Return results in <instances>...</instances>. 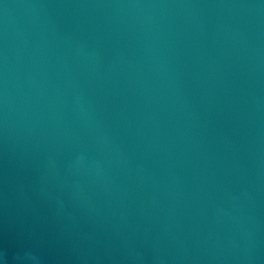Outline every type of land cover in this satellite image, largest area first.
Returning a JSON list of instances; mask_svg holds the SVG:
<instances>
[{"label":"water","instance_id":"obj_1","mask_svg":"<svg viewBox=\"0 0 264 264\" xmlns=\"http://www.w3.org/2000/svg\"><path fill=\"white\" fill-rule=\"evenodd\" d=\"M0 264H264V0H0Z\"/></svg>","mask_w":264,"mask_h":264}]
</instances>
